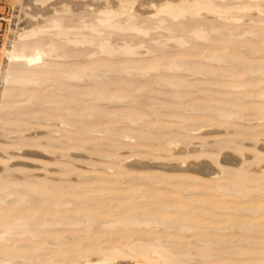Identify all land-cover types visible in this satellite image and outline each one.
<instances>
[{"label": "rangeland", "instance_id": "obj_1", "mask_svg": "<svg viewBox=\"0 0 264 264\" xmlns=\"http://www.w3.org/2000/svg\"><path fill=\"white\" fill-rule=\"evenodd\" d=\"M55 1L51 0L42 7H37L46 11L50 6L48 10H51V5ZM140 1L138 0V2ZM262 8L264 9V5ZM148 9H152L151 5L142 4L139 8L143 12L150 11ZM27 12L28 16H23L21 4L17 0H0V188L9 186L8 191L14 193L4 197L3 202L0 203V211H6L4 219L9 220L17 214L29 219L38 218L36 213L43 210L42 208H47L49 211L47 210L46 214H49L51 209L55 210V203L63 199L77 200L76 202L79 204H74L73 207L66 206V208L64 206V210L86 207L87 201L94 202L93 208L101 205L107 206L113 200L121 201L118 202L120 205L126 204L125 197H117L109 193H112L114 189H119L114 192L124 191L130 184L140 185V189H151L153 192L161 189L159 190L160 195H166L165 197L168 198L164 200L168 202L175 201L173 197L178 194L177 189L182 190L186 186L195 187L194 185H196L197 187L198 185L200 187L195 188L197 191L185 194L187 201H201V204L198 203L193 207L188 206L187 216L190 215L202 223L203 219L204 223H211L205 222L206 217L199 218L194 215L200 210L199 207L204 209L200 211L206 212L208 209L212 210L211 206L215 204L220 206L221 201L224 204V201L227 200L224 205H236L235 203L240 201H233L234 198L225 193H221V195H219L220 192L215 193L218 194L216 196L213 194L214 192L210 194L208 189L209 193H207L205 186L210 189L211 183L220 180L221 182L228 180V183H232V178L238 176L239 179L246 180H242V184L239 186L244 188V192L251 193V183L264 182V163L262 162L264 159L263 13H260V16L255 12L247 14L244 16L247 21L243 18L237 24L225 22L223 24L225 27L220 32L210 33L212 41L208 44L191 37L190 44L179 48L174 42H165L163 38L165 36L160 37V34H164L162 31H155L159 33L157 40L160 43H166L164 49L157 47L151 37H146L143 47L136 49V53L130 58L143 62L148 60L151 55L146 51L151 47L157 49L156 56H172L184 50V53H181L183 56L177 60L181 63H196V65L200 62L208 66L211 71L210 75L202 76L180 71L167 72L162 70V67H159L158 71H149L145 74L136 70H131L128 73L117 71L122 67L120 63L131 65L132 61H130L131 63L126 61V56H115L110 59L106 55L97 53L95 47L73 46L66 43L64 38H54L48 33L44 35V41L54 40L61 47L60 52L65 51L68 55L74 52L77 55V57L62 59L56 58L52 54L44 58L46 65L44 68L36 67V70L41 71L38 72V75L42 74L43 79L51 77L53 74L52 77L61 81V84L59 81L54 83L44 81L40 85L6 83L4 77L5 70L9 69V62L4 50L11 48V41L15 33L13 31H17L16 28L20 27L26 18L35 24L42 20V13L36 12L35 9L28 8ZM77 13L79 11L75 14ZM82 15L85 16L86 13L80 12L79 15L73 17L74 19L70 15L62 14L64 16L62 19L65 25L74 23L79 26L86 19L84 17L81 19ZM249 18L252 22L248 20ZM229 31L240 34V36H230ZM247 31H253L256 36L242 33ZM156 33H152V35ZM111 37L115 39V37ZM224 45L227 47L234 45L235 49L217 50ZM200 49L205 53L207 51L223 53L222 55L226 57L225 62L201 61L202 52ZM94 52H96L95 55L88 56L89 53ZM192 53L193 55H191ZM121 60L123 62H120ZM90 61L99 64L109 63L108 66L111 67V70H100L97 72L99 75L97 78L89 80L87 77H83L76 82L67 80L63 73H57L58 70H65L71 65L76 68L82 64L80 67H83L87 65V62L90 64ZM157 74H159L158 77ZM221 81L222 83H220ZM4 92L10 93L12 98L3 96ZM260 93L262 96L258 97ZM220 114H228L229 117L222 118ZM233 114L236 116L234 117ZM61 120L67 124H61ZM170 143H177V145ZM226 157L232 161V164L223 161ZM256 158L262 160L256 161ZM136 164L144 167H138ZM201 165L209 169L212 168L215 172L224 170L227 174L225 176L212 174L206 178L207 176L204 177L192 171ZM201 177L202 180L205 178L211 183L203 180L204 183L200 180ZM100 184L103 185L102 188H99ZM22 187H26L25 189L29 191V202L18 200L15 194L19 193ZM193 187H190L191 190ZM105 188L109 191L111 189V191H107L109 195L103 196L100 193ZM199 189H201V193L198 191ZM203 190L205 193H202ZM169 191L173 194H170L172 199L168 196ZM62 192L67 193L62 194ZM45 195H50V199H46V202L43 201L41 204L39 201L45 198ZM93 196L96 197L93 198ZM188 196H192V198L190 197L188 200ZM202 196L205 198H201ZM36 199L38 201H35ZM32 201L35 205L31 204ZM222 204L221 206H224ZM43 212L46 211L43 210ZM214 214L220 215L218 212ZM239 216L242 218L244 215ZM207 220L215 222L210 218ZM117 230L107 229L106 232L117 233ZM206 232L211 234L208 230ZM196 233L190 235V233L174 232L178 239L180 237L179 242H184L185 245L195 242L192 237H195ZM200 233L204 235L205 231H200ZM212 233L214 237H225L222 240L226 241V244L221 243L222 247L218 246V252L215 251L217 247L205 245V252L202 255H210L209 252L215 251L214 253L218 256L210 255V258L212 256L215 258L212 257L210 261L209 258L206 259L209 261L207 263L203 260L204 258L202 261L205 263L200 261V258V260L194 259L195 261L191 260L193 261L191 263H187V261L183 264L199 261L202 264H212L211 262L215 264V261L216 264H260L264 262V240H262L264 237L239 230ZM68 234L70 233L68 232ZM217 234L219 235L215 236ZM76 238L70 241L66 240V242L62 240V244L71 247L67 250L78 249L79 244L76 241L79 242V235L78 240ZM7 239L6 242H1V245L17 250H20V244L32 249H38L37 244H41L39 239L31 240L25 236L19 238L13 235L8 236ZM229 239L239 241L236 243L227 242ZM26 240L30 244H27ZM190 240L194 242L192 243ZM44 241L51 240L47 238ZM96 243L97 241L93 244ZM198 244L195 243L194 246L201 249L198 248L200 245ZM42 246L45 245H39V247ZM51 248L55 251L58 250L57 252L65 250V248L57 250L54 247ZM206 248L213 251L208 250L207 254ZM229 251H235L237 254L230 252L233 255H229ZM67 257L70 256L65 255V258ZM90 259L94 260L96 257H90ZM31 260L28 261L29 263L23 260L15 261V264H23V262L35 264L37 261Z\"/></svg>", "mask_w": 264, "mask_h": 264}, {"label": "bare ground", "instance_id": "obj_2", "mask_svg": "<svg viewBox=\"0 0 264 264\" xmlns=\"http://www.w3.org/2000/svg\"><path fill=\"white\" fill-rule=\"evenodd\" d=\"M17 1L21 4V10L23 12V16L25 17L28 16V8L31 10L35 9L36 12L42 13V20L40 22H37V24L32 23L29 18H26L25 21L20 24V27L16 28L17 31H13L15 32L14 35L11 34L13 35V39L11 41L12 43L10 50H4V54L6 55L9 62V69L5 70L6 75L4 74L5 82L16 83L19 85H40L44 83V81H48L51 83L56 82L57 79H55V77H52L54 76L53 74H51V77L43 79V77L41 76L42 74L38 75V72L41 71L36 70V67L44 68L46 66L44 64V58L52 54L54 57L62 59L68 57H77L74 52H72L71 54L69 53L71 56L66 54L65 51L60 52L61 47L58 43L54 42V40H50L49 42L44 41V35L48 33L54 38H64L66 43H70L73 46L89 45L95 47L97 53H101L103 54V56L106 55L110 59L115 56H126V61H132L131 65H124L125 63H120L122 67L117 71L128 73L131 70H136L142 71V73L145 74L149 71H158L159 67H162L161 69L167 72L180 71L185 73L199 74L202 76L210 75L211 71L209 70L208 66L201 64L200 62L198 65H196V63H181L179 60H177L180 56H183V54L181 53H184V50L172 56H156L155 52H157V49L151 47L146 51L149 55H151L149 56L150 58L148 60H144L143 62L142 60H131L130 58L136 53V49L143 47V44L145 43L144 38L146 37H151V39L154 40V44L157 47H161L162 49H164V47L166 46L165 42L169 41L174 42L179 48L185 47L186 45L190 44L189 39L191 37L208 44L212 41L210 33L220 32L221 29H224L225 25L223 24H225V22L237 24L238 21H242L241 19H243L244 16H247V14H252V12L257 13L256 15L259 14V16L260 13L264 14V9L262 8V5H264V0H141L140 2H138V0H56L55 2H53L54 4L51 5L52 9H49L50 11L48 10L50 6H48V8L46 7V11L40 9L39 7H42L49 1L51 2V0ZM142 4L151 5L152 9H148L150 11L147 12L140 11L139 8ZM78 11L79 13H86L85 16L82 15L81 17V19L83 17L86 19L79 26L74 25V23L65 25V22L62 19V17L64 18V16H62V14L70 15L73 18L76 15H79V13L75 14ZM29 16L30 18H32L31 15ZM66 19L68 18L66 17ZM248 20H250V18ZM250 22L252 21L250 20ZM155 31H162L164 33L163 35L160 34V37L165 36L163 37L165 39L164 43H160V41L157 40V37H159V33H156ZM152 33L156 34L152 35ZM242 33H248L256 36L253 31ZM229 35L240 36V34L232 31H229ZM111 36L115 37V39H112ZM226 49L234 50L235 47L234 45H232L231 47H227L224 45L220 46V48H217V50L220 51ZM200 52H202L200 58L201 61L206 60L216 63L225 62V55H222L223 53H220L219 51H207L205 53L200 49ZM95 54L96 52L89 53L88 56L90 57ZM191 55H193V53ZM120 62H123V60H121ZM89 63L90 64H88L87 62V65L83 67H80L82 65L81 64L76 68L70 64L71 67L68 66L69 68H65V70L56 71L58 74H65V78L67 80L76 82L83 77H87V79L89 80L95 79L99 76L97 72H99L100 70H111V67L108 66L109 63L99 64L97 62V64L94 61H90ZM46 72L48 71L46 70ZM156 76L158 77L159 74H157ZM153 78L155 77L153 76ZM60 82L61 81H59V83ZM220 83H222V81ZM4 94L3 96L12 98V95L10 93L4 92ZM102 94H99V96H102ZM261 96L262 94L260 93L258 97ZM262 97H264V95ZM227 115L220 114V117L223 118ZM60 123L63 125L67 124L62 120ZM172 145H177V143H173ZM259 160L262 159L256 158V161ZM223 161L225 163L232 164V161H230L227 157L224 158ZM262 162L264 163V159L262 160ZM136 165H138V167H144L143 165ZM204 165L198 166L192 171L204 177L207 176L206 178H209V175L212 174H222L224 176L227 174L224 170L215 172L212 168L211 170ZM239 178L238 176H234V178H232V183L230 181V183H228V180H222V182L221 180H217L218 182L211 183L207 179L203 178V180H207L211 183L210 189L202 185L204 188H206V191L208 189L210 194L211 192H214L213 194L220 192L219 195H221V193H225L228 196L234 198V200L232 199L233 201H240L238 203H235L236 205H224L227 200L224 201V204H222L223 202L221 201L220 206H217L216 204V206H211L213 212L210 209H208V211L206 212L200 211L204 209L202 207H199L198 209L200 210L194 213V215L198 216L199 218L206 217L205 222L208 221L211 223H204L203 218L202 223L197 219L190 217V215L187 216L189 205L193 207L198 203L201 204V201H190L189 199L190 197L192 198V196H188L189 201L185 200V194L191 193L190 191H192L193 193V191L196 190L195 188L198 189L200 187H198V185L196 187V185L194 184L193 185L195 187L191 185L188 187L186 186L187 189L186 187L182 190L177 189V191L179 192L176 197H173V199L175 200L173 202L164 200L168 197H165L166 195L164 196V194H162L163 196L160 195L159 190L161 189H156L159 193L158 195V193H155L157 192L155 191V189H153L155 191L153 192L151 191V189H140V185L130 184L126 187L125 190L122 189L124 191L114 192L116 190L114 189L112 190V193H109L111 189L109 191L105 188L104 190L102 189L103 191L101 190L100 193L103 196L112 194L117 197H125V200L127 201L126 204L120 205L119 203L121 201H118V203L116 200H113L112 203L108 204L107 206L101 205L97 208H93L92 206L94 202L87 201L86 207L64 210L66 206L73 207L74 204L76 205L77 200L74 201L72 199H63L56 202L55 206L53 205L55 207L54 211L51 209L49 214H46L48 213V209L42 208L46 212H43V210L40 209L41 211L39 210L40 212L36 213L39 217L32 219L17 214V216L13 215L14 217L6 220L4 219L6 211H0V264H12V262H14L15 264V261L22 260L28 262L31 259L37 260L35 264H88L92 262H94L95 264H176L178 262L179 264H183L187 261V263H191L193 262L191 260L194 259L200 260V258V261H202V259L204 258L203 260H205L207 263L211 260L212 257L215 258V256H212L211 258L209 256L213 254L216 255V253L214 252H218V246L220 247L221 243L223 244L226 242L222 240L225 237H220L221 239L219 237H214L212 236V232L221 233V231L239 230L240 232H251V234L255 236L264 237V182L251 183L252 192L246 193L243 191L244 188L242 189V186H239L242 184V180L244 179ZM260 179L261 181H263L262 178ZM200 180H202V177ZM210 180L212 179L210 178ZM197 182H199V180H197ZM203 182L205 183V181ZM101 186L103 187V185L100 184L99 188H102ZM190 187H193L192 190ZM25 188H20L21 191L15 194L18 200L22 202H29L28 199L30 197V194L29 191ZM8 190L9 186L2 189L0 188V203L3 202L4 197L14 194ZM117 190L119 191V189ZM198 191L200 192L201 189H199ZM208 191L207 193H209ZM66 193L62 192V194ZM202 193H205V191L203 190ZM170 194H172V192L169 191V197L171 196ZM215 195L217 196L218 194ZM58 197L60 198V196ZM95 197L96 196H93V198ZM218 197L216 198L219 199ZM201 198H205V196H202ZM216 198L213 197L212 199ZM46 199H50V195H45V198H43L39 202L42 204V202ZM35 201H38V199H36ZM31 204L35 205L33 201L31 202ZM205 204L207 205V203ZM221 204L224 206H221ZM35 209L38 210V208ZM29 212L32 213L31 211ZM215 212H218V214L220 215H213V213ZM239 215L244 216L241 218ZM207 218L213 219L215 220V222L212 223V221L207 220ZM2 219L4 220L2 221ZM107 229L118 230L117 233H112L113 230L112 232H106ZM207 230L210 231L211 234L209 232H206ZM200 231H205V234H201ZM68 232L70 234H68ZM174 232H178L179 234L190 233V235L197 232L195 234L196 238L191 236L195 242L190 240L192 241V243H194L191 244L190 242L185 245L184 242H179L180 237L178 239V237L176 236L177 234H174ZM13 235L19 238H23V236H25L30 238L31 240L39 239L41 241V244L49 247L45 248V246H42V249V247H39V245L41 246V244L38 243V247L36 246L38 249H32L20 244V250H17L10 248V246L8 247L3 244L1 245V242H6L9 239H7L8 236L11 237ZM78 235L79 242L76 241V243L79 244L78 249H72L73 251L67 250L71 247H67V245H65L64 243L62 244V240L66 242V240L70 241L71 239L76 237V240H78ZM196 235L200 236L198 237ZM218 235L219 234L215 236ZM47 238H49L51 241H44V239ZM256 238L258 239L259 237ZM28 241L27 244H30L28 243ZM95 241H97V243L93 244ZM238 241L230 239L227 240V242L231 243H236ZM195 243H199L200 245L198 244V248L201 249H197V246H194ZM247 243L249 242L247 241ZM205 245H209L212 247L214 246L213 248H217L215 251L206 248L207 254L209 251L213 252H209V254L211 253L210 255H202L203 252H205ZM51 247L56 248V250L65 248V250L63 249L64 251L60 250L61 252H57L58 250L55 251ZM18 251L19 253H17ZM20 251H22L23 254H21L22 252L20 253ZM230 252L237 254V252L235 251H229V255H233ZM261 254L263 255V253ZM65 255L70 257L65 258ZM90 257H96V259L91 260ZM206 259H208L209 261ZM200 261L194 263L202 264L200 263ZM205 261L202 262L205 263ZM211 263L213 264L214 262ZM23 264H25V262H23ZM260 264H264V262H261Z\"/></svg>", "mask_w": 264, "mask_h": 264}]
</instances>
